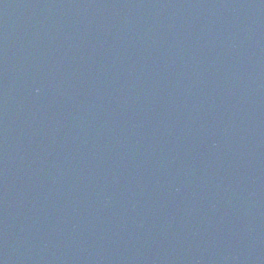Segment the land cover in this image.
Returning a JSON list of instances; mask_svg holds the SVG:
<instances>
[{"label":"water","instance_id":"obj_1","mask_svg":"<svg viewBox=\"0 0 264 264\" xmlns=\"http://www.w3.org/2000/svg\"><path fill=\"white\" fill-rule=\"evenodd\" d=\"M0 264H264V0H0Z\"/></svg>","mask_w":264,"mask_h":264}]
</instances>
